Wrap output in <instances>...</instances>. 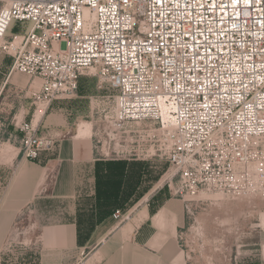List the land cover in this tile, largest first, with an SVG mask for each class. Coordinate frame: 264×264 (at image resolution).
Returning <instances> with one entry per match:
<instances>
[{
    "label": "built area",
    "instance_id": "built-area-1",
    "mask_svg": "<svg viewBox=\"0 0 264 264\" xmlns=\"http://www.w3.org/2000/svg\"><path fill=\"white\" fill-rule=\"evenodd\" d=\"M0 50L32 78L22 158L55 147L38 126L91 75L120 127L161 130L172 195L264 199V0H0Z\"/></svg>",
    "mask_w": 264,
    "mask_h": 264
},
{
    "label": "crops",
    "instance_id": "crops-1",
    "mask_svg": "<svg viewBox=\"0 0 264 264\" xmlns=\"http://www.w3.org/2000/svg\"><path fill=\"white\" fill-rule=\"evenodd\" d=\"M12 63L0 50V122L7 123L0 127V264H31L25 258L13 262L6 252L8 239L27 219L36 231L30 239L39 252L36 264H74L85 255L84 264H188L182 244L188 205L175 196L133 200L136 160H127L123 171L119 158L98 156L90 131L81 126L37 159L22 158L19 125L31 118L24 94L32 78L11 71ZM51 109L38 126L41 135L60 134L62 108ZM87 175L94 181L90 190L81 185ZM117 210L129 219H115ZM257 264H264V249Z\"/></svg>",
    "mask_w": 264,
    "mask_h": 264
},
{
    "label": "rangeland",
    "instance_id": "rangeland-1",
    "mask_svg": "<svg viewBox=\"0 0 264 264\" xmlns=\"http://www.w3.org/2000/svg\"><path fill=\"white\" fill-rule=\"evenodd\" d=\"M28 26V23L18 22L14 32H22ZM35 83H40V80L36 79ZM107 91L98 88L94 76H82L76 98L56 100L52 104L51 108H62L58 109V114L64 123L59 125L60 134L56 131L51 136L56 140L73 138L81 126L90 131L98 156L119 158L125 165L127 160L137 161L132 170L135 179L133 185L136 183L133 200L145 204L153 199L160 201L174 196V189L169 185L171 171L167 153L159 149L161 130H155L158 135L150 140L134 136L132 129L137 127L134 124L120 127L114 111L106 104L104 95ZM63 129L65 134H62ZM124 180L125 186L127 181ZM82 181L81 185L87 190L94 183L88 175L82 177ZM181 199L189 207L188 224L183 229L182 238L188 264L258 263L264 249V199L228 197L210 192H200ZM23 223L16 227L14 235L8 239L6 252L13 262H23L25 258L26 263L36 264L39 252L30 240L36 231H31L33 226L30 219ZM84 257L78 262L75 259L74 264H84Z\"/></svg>",
    "mask_w": 264,
    "mask_h": 264
},
{
    "label": "bare ground",
    "instance_id": "bare-ground-1",
    "mask_svg": "<svg viewBox=\"0 0 264 264\" xmlns=\"http://www.w3.org/2000/svg\"><path fill=\"white\" fill-rule=\"evenodd\" d=\"M162 121H163V123L166 126H171L172 125V123H173L172 115H171V113L168 110L164 109Z\"/></svg>",
    "mask_w": 264,
    "mask_h": 264
},
{
    "label": "trees",
    "instance_id": "trees-1",
    "mask_svg": "<svg viewBox=\"0 0 264 264\" xmlns=\"http://www.w3.org/2000/svg\"><path fill=\"white\" fill-rule=\"evenodd\" d=\"M120 164L122 165V169L124 171V167L126 166L125 163H123V161H122V162H120Z\"/></svg>",
    "mask_w": 264,
    "mask_h": 264
}]
</instances>
